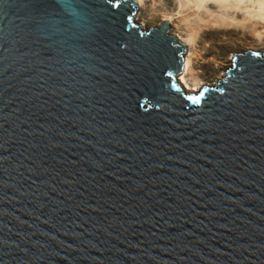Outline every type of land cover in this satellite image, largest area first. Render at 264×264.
Masks as SVG:
<instances>
[{"label": "water", "instance_id": "obj_1", "mask_svg": "<svg viewBox=\"0 0 264 264\" xmlns=\"http://www.w3.org/2000/svg\"><path fill=\"white\" fill-rule=\"evenodd\" d=\"M134 0H0V264H264V52L214 87Z\"/></svg>", "mask_w": 264, "mask_h": 264}, {"label": "bare ground", "instance_id": "obj_2", "mask_svg": "<svg viewBox=\"0 0 264 264\" xmlns=\"http://www.w3.org/2000/svg\"><path fill=\"white\" fill-rule=\"evenodd\" d=\"M134 1L137 25L141 31L157 30L162 22H167L166 35L175 37L178 43L185 46L183 68L178 76V83L187 93L199 92L203 87H214L216 81L223 80V73L230 70L232 55H242L250 50L264 52V0H235L236 4L233 1L236 9L244 13L243 16L239 14L241 17L238 19L213 15L212 11L207 10L209 8H205L208 0ZM209 1H217L216 3L222 6L225 2ZM240 4H244L242 10ZM252 9L256 10L253 13L263 25L260 31H254L253 35L228 32L229 25H238L241 29L247 18L250 19L251 15L247 13Z\"/></svg>", "mask_w": 264, "mask_h": 264}, {"label": "rangeland", "instance_id": "obj_3", "mask_svg": "<svg viewBox=\"0 0 264 264\" xmlns=\"http://www.w3.org/2000/svg\"><path fill=\"white\" fill-rule=\"evenodd\" d=\"M209 1V0H208ZM208 1H206V4L208 3ZM233 1H234V3H235V0H225V2L223 3V6H222V4L221 5H218L217 3V1H212V2H210L209 1V3H208V6L206 7V4H205V8L207 9V8H209V9H207V10H209L210 12L212 11V14L213 15H217V16H221V17H225V18H236V19H238V18H240L241 16H243V14L240 12V10H238V8L236 9V5H233L234 3H233ZM217 2V3H216ZM236 2H237V0H236ZM236 4V3H235ZM241 6H240V8H241V10L243 9V5L242 4H240ZM221 6H222V8H221ZM232 6L234 7V8H232ZM246 6H247V3H246ZM233 10V11H232ZM218 11V12H217ZM254 11H256V10H251L250 12H248L247 14H250L251 16H250V19L249 18H247V20L244 22V25H242V28L240 29V27L241 26H238V25H229L230 27H228V32H236V33H243V34H248V35H253L255 32L254 31H260L261 30V27L263 26V25H261L262 23L259 21L258 22V17L257 16H255V13H253ZM187 12V11H186ZM215 13V14H214ZM241 16H240V15ZM240 16V17H239ZM256 17H257V19H256ZM253 18V19H252ZM255 19V20H254ZM133 23L134 24H136L137 25V19H136V11H135V14H134V17H133ZM228 26V25H227ZM227 26H226V28H227ZM233 26H234V28H233ZM238 29H240V31H237ZM227 30H225L226 32H227ZM217 31V30H216ZM247 31V32H246ZM144 32V31H143ZM253 32V33H252ZM250 52H253V53H258V52H256V51H253V50H250ZM230 59H231V57H230ZM230 64H231V66H232V61L230 62ZM231 66H230V68L229 69H231ZM228 69V70H229ZM227 70V71H228ZM225 77V74L223 73V76H222V78H224ZM204 88V87H203ZM202 89V88H201Z\"/></svg>", "mask_w": 264, "mask_h": 264}]
</instances>
